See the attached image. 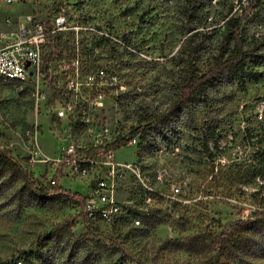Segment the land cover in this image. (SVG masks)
I'll use <instances>...</instances> for the list:
<instances>
[{"label": "rangeland", "instance_id": "rangeland-1", "mask_svg": "<svg viewBox=\"0 0 264 264\" xmlns=\"http://www.w3.org/2000/svg\"><path fill=\"white\" fill-rule=\"evenodd\" d=\"M26 16H61L67 29L44 48L49 78L0 86V264H264V0H0L5 30ZM71 60L83 75L117 76L100 105L98 88L63 95ZM225 61L179 104L187 75ZM69 102L73 113L58 119ZM71 143L121 146L114 161L145 169L151 203L119 172V219L87 220L66 193L84 198L90 175L58 164ZM234 228L233 244L215 249Z\"/></svg>", "mask_w": 264, "mask_h": 264}, {"label": "built area", "instance_id": "built-area-1", "mask_svg": "<svg viewBox=\"0 0 264 264\" xmlns=\"http://www.w3.org/2000/svg\"><path fill=\"white\" fill-rule=\"evenodd\" d=\"M216 0H214L215 2ZM10 26L9 22L6 23ZM67 29L64 17H56L49 25L36 20L33 16H26L16 31L5 30L0 24V86H6L7 80H15V77H24L25 82L39 83L46 80L45 63L51 61V55L47 56L44 48L50 44V37L57 32ZM48 66V64H46ZM62 73L71 72L72 77L65 81L64 96H77L82 89L92 91L91 103L100 105L104 95L100 88L111 85L116 86L118 78L113 73L98 70L93 73L81 74L78 60L64 63ZM68 78V77H67ZM72 102L60 106L57 111L58 119H65L68 114L73 113ZM258 116L262 118L264 111V100L257 103ZM129 145L135 143V139L128 141ZM112 148L95 149L84 151L74 144H68L60 156L58 164L67 170V174L90 175L88 193L83 198L81 212L84 217L93 221V216H101V222L114 223L119 219L121 213V202L115 199L116 177L119 172L129 173L141 188L144 195V203L150 204L156 191L151 184H147V175L144 168L134 166L132 163H116L113 159ZM168 181V174L163 170L155 173V183L162 185ZM180 194L177 187L172 186L169 196L176 198ZM134 226H139L137 219H132Z\"/></svg>", "mask_w": 264, "mask_h": 264}, {"label": "trees", "instance_id": "trees-1", "mask_svg": "<svg viewBox=\"0 0 264 264\" xmlns=\"http://www.w3.org/2000/svg\"><path fill=\"white\" fill-rule=\"evenodd\" d=\"M229 63L225 61V63L218 65L208 71L206 74L202 76H192L187 75L186 79L182 85V95L179 100V104H186L193 101V97L195 93L205 84L211 83L217 75L221 74L227 67ZM121 146H112L111 148L115 151L118 150ZM0 162H1V154H0ZM68 200L75 201L77 204H82L83 197L79 194L66 193ZM260 221H255V226H258ZM264 223V222H261ZM235 228L228 230L225 234H221L219 237L215 239L213 242V246L215 249H220L225 245H232L234 242ZM234 246V245H233Z\"/></svg>", "mask_w": 264, "mask_h": 264}, {"label": "bare ground", "instance_id": "bare-ground-1", "mask_svg": "<svg viewBox=\"0 0 264 264\" xmlns=\"http://www.w3.org/2000/svg\"><path fill=\"white\" fill-rule=\"evenodd\" d=\"M22 82H25L24 77H15V80H7V84H9V83H22ZM76 176L81 178V179H85L89 175H76ZM97 219H101V216H93V221H96Z\"/></svg>", "mask_w": 264, "mask_h": 264}]
</instances>
